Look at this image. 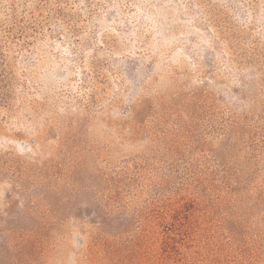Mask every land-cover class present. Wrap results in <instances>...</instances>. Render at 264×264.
<instances>
[{"label":"rangeland","instance_id":"374dc122","mask_svg":"<svg viewBox=\"0 0 264 264\" xmlns=\"http://www.w3.org/2000/svg\"><path fill=\"white\" fill-rule=\"evenodd\" d=\"M0 264H264V0H0Z\"/></svg>","mask_w":264,"mask_h":264}]
</instances>
